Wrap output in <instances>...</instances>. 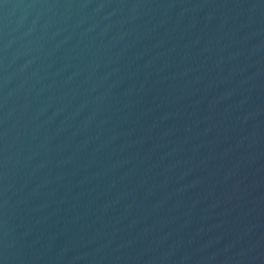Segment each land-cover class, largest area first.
<instances>
[{"label": "water", "instance_id": "1", "mask_svg": "<svg viewBox=\"0 0 264 264\" xmlns=\"http://www.w3.org/2000/svg\"><path fill=\"white\" fill-rule=\"evenodd\" d=\"M0 264H264V0H0Z\"/></svg>", "mask_w": 264, "mask_h": 264}]
</instances>
